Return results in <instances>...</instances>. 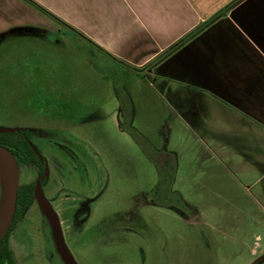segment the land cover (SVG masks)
Wrapping results in <instances>:
<instances>
[{"label": "rangeland", "instance_id": "rangeland-1", "mask_svg": "<svg viewBox=\"0 0 264 264\" xmlns=\"http://www.w3.org/2000/svg\"><path fill=\"white\" fill-rule=\"evenodd\" d=\"M44 16L56 31L0 41V126L33 132L48 161L44 195L76 263L264 264V180L251 187L259 173L239 175L219 160L225 124L177 110L181 86L114 61L71 17ZM29 23L42 24L34 14ZM19 172L20 183L38 176L29 162ZM85 199L90 215L75 230L73 206ZM11 249L18 264H58L36 204Z\"/></svg>", "mask_w": 264, "mask_h": 264}, {"label": "crops", "instance_id": "crops-1", "mask_svg": "<svg viewBox=\"0 0 264 264\" xmlns=\"http://www.w3.org/2000/svg\"><path fill=\"white\" fill-rule=\"evenodd\" d=\"M31 1L67 23L71 17L75 28L112 56L141 66L232 0ZM31 14L42 24H28ZM44 15L27 0H0V41L28 27L56 31ZM47 22L54 26L45 27ZM147 73L183 88L171 97L177 110L225 124L227 130L217 127L225 168L244 176L259 173L251 187L264 180V0L239 1ZM231 154L241 161L224 162ZM260 191L264 196V185Z\"/></svg>", "mask_w": 264, "mask_h": 264}, {"label": "trees", "instance_id": "trees-1", "mask_svg": "<svg viewBox=\"0 0 264 264\" xmlns=\"http://www.w3.org/2000/svg\"><path fill=\"white\" fill-rule=\"evenodd\" d=\"M32 5L37 7L39 10L47 13L50 15V12L46 11L44 8L40 7L36 3L31 0H27ZM241 0H232L226 6L218 10L214 15L210 18L199 24L196 28L185 34L179 40H177L174 44L170 47L165 49L159 55H157L154 59L148 62L144 67L146 70L151 69L154 65L165 59L168 55L174 52L176 49L181 47L187 41L194 38L198 35L202 30L208 27L211 23H213L217 18L224 15L227 10H229L233 5L238 3ZM24 32L29 36L35 37H44V31L35 27H28L26 29H22L20 32ZM107 55L112 58L114 61L122 64L124 67H127V63L111 56L107 53ZM128 68V67H127ZM130 69V68H129ZM133 71V70H132ZM136 72V71H134ZM141 73V72H139ZM28 129L22 130H14L12 132H0V145L9 148L16 157V160L19 164L24 163L28 164L31 163L34 166L40 168V171H43V164L40 162L39 158L37 157V150L39 148L36 145L31 146L28 143ZM40 157V156H39ZM35 204L34 199V182L32 183H20L17 192V199H16V208L14 214L4 231V233L0 237V264H18L16 258L10 248V236L12 231L14 230L16 224L24 217L25 212L29 210V208Z\"/></svg>", "mask_w": 264, "mask_h": 264}, {"label": "water", "instance_id": "water-1", "mask_svg": "<svg viewBox=\"0 0 264 264\" xmlns=\"http://www.w3.org/2000/svg\"><path fill=\"white\" fill-rule=\"evenodd\" d=\"M133 71L144 72L148 71L145 67L137 68L126 65ZM14 129L0 126V132H12ZM0 155L5 158L8 163V180L5 189L2 191L0 186V237L6 230L16 208L17 192L19 187V165L13 152L0 145ZM47 165L44 168L47 175ZM34 199L40 212L48 222L51 238L57 254L63 264H77L72 254L70 253L62 232L61 224L57 213L54 211L51 203L46 199L44 192L40 186V181L37 179L34 184Z\"/></svg>", "mask_w": 264, "mask_h": 264}, {"label": "flooded vegetation", "instance_id": "flooded-vegetation-1", "mask_svg": "<svg viewBox=\"0 0 264 264\" xmlns=\"http://www.w3.org/2000/svg\"><path fill=\"white\" fill-rule=\"evenodd\" d=\"M145 72V71H144ZM28 132H29V135H28V143L31 145V146H33V145H36L32 140H33V137H34V135H33V132L31 131V130H28ZM59 145V144H58ZM60 148H61V146H60ZM37 157L39 158V160H40V162L43 164V171L41 172L40 171V168H38L37 167V169H38V176H37V179H39V181H40V186H41V188H42V190H43V192H44V188H43V183H44V181L45 180H47L48 179V170H47V175H45V172H44V168H45V166L47 165V169H48V161H47V158L45 157V156H43V154L41 153V151L39 150H37ZM40 156V157H39ZM17 163H18V161H17ZM18 165H19V171H20V164L18 163ZM19 176H20V172H19ZM36 179V180H37ZM35 180V181H36ZM19 184H20V181H19ZM34 184H35V182H34ZM93 202V200L92 199H85V200H82V201H80L78 204H76L75 206H73L74 207V209L72 210L73 211V213H72V217H71V219H72V223H73V228L76 230V229H79L86 221H87V219H88V217H89V215H90V205H91V203ZM35 204H36V202H35ZM37 205V204H36ZM32 207V206H31ZM31 207L29 208V210L31 209ZM29 210H27L26 212H25V215H24V217L26 216V214H27V212L29 211ZM24 217L16 224V226H15V228H14V230L16 229V227H17V225L24 219ZM44 217V216H43ZM59 217V216H58ZM45 219V218H44ZM60 220V219H59ZM45 222H46V224H47V226L49 227V225H48V222L46 221V219H45ZM60 224H61V221H60ZM61 228H62V225H61ZM14 230L12 231V234H13V232H14ZM49 230H50V228H49ZM62 232H63V230H62ZM12 234H11V236H10V240H9V243H10V248H11V237H12ZM50 235H51V233H50ZM63 236H64V240H65V238H66V236L64 235V233H63ZM51 240H52V238H51ZM66 243V242H65ZM52 244H53V241H52ZM53 247H54V244H53ZM12 250V249H11ZM54 253H55V255L57 256V258H58V264H63V262H62V260L60 259V257H59V255L57 254V252H56V250H55V247H54ZM51 254V257L53 256V253L51 252L50 253Z\"/></svg>", "mask_w": 264, "mask_h": 264}, {"label": "bare ground", "instance_id": "bare-ground-1", "mask_svg": "<svg viewBox=\"0 0 264 264\" xmlns=\"http://www.w3.org/2000/svg\"><path fill=\"white\" fill-rule=\"evenodd\" d=\"M8 163L3 156L0 155V186L2 191L5 189L8 180Z\"/></svg>", "mask_w": 264, "mask_h": 264}]
</instances>
